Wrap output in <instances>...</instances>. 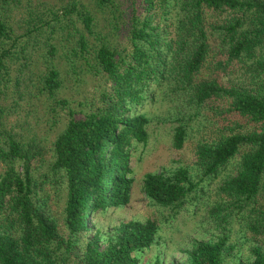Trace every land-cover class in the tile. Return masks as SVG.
I'll return each mask as SVG.
<instances>
[{
	"label": "trees",
	"instance_id": "1",
	"mask_svg": "<svg viewBox=\"0 0 264 264\" xmlns=\"http://www.w3.org/2000/svg\"><path fill=\"white\" fill-rule=\"evenodd\" d=\"M2 2L9 10L19 0ZM92 2L99 11L116 12L114 0ZM142 2V13L129 17L121 49L93 31L94 16L78 6L80 0L72 3L83 30L98 41L94 62L82 67L96 77L98 94L78 116L67 99L57 100L67 108L66 120L44 171L35 164L44 148L25 143L0 121V264H141L140 255L156 242L157 220H122L110 231L86 222L129 202L128 148L146 139L149 118L136 108L151 85L181 114L175 148L182 147L191 120L209 127L211 137L194 148L196 178L188 167L144 175L149 204L179 209L204 195L203 181L221 176L209 208L220 232L215 239H194L180 264H223L236 221L254 240L245 264H264V0ZM12 31L0 15V70L14 54ZM74 31L77 43L67 63L72 72L76 56L84 59L88 50L84 32ZM61 85L59 68L49 67L43 77L49 97ZM53 194L63 199L62 224L49 213ZM152 264L163 262L156 257Z\"/></svg>",
	"mask_w": 264,
	"mask_h": 264
},
{
	"label": "rangeland",
	"instance_id": "2",
	"mask_svg": "<svg viewBox=\"0 0 264 264\" xmlns=\"http://www.w3.org/2000/svg\"><path fill=\"white\" fill-rule=\"evenodd\" d=\"M114 2V14L107 9H95L92 0H80L78 6L89 9L93 14V31L115 48L121 49L128 42L129 17L134 10L142 13L143 2ZM72 3L74 0H19L6 10L0 0V15L5 17L13 30L12 36L17 38L14 54L6 60L5 69L0 70V121L4 130L17 133L25 143H38L44 148L41 158L35 163L40 172L45 170V157L50 145L66 120L67 108L57 100L67 99L68 106L78 116L88 109L85 102L94 101L98 94L96 77L82 69L87 62H94L98 41L94 35L83 30L76 12L71 9ZM114 22L116 28H113ZM76 27L87 37L88 50L84 53V59L76 56L75 65L78 67L72 72L67 63L72 60V49L76 47ZM54 65L61 72L62 87L53 97H49L43 86V77L48 68ZM148 91L150 96L136 108V112L144 113L149 118L146 139L134 140L128 148L131 171L129 202L104 213L96 212L86 224L91 226L94 221L101 230L110 231L122 220L155 219L160 227L156 242L140 255L141 264H152L156 257L163 264H180L184 260V249L194 239H215L220 232L209 215V208L218 198L221 176L203 181L204 195L187 201L179 209L149 204L142 191L144 175L188 167L196 178L194 148L199 141L210 138L211 132L207 126L202 128L199 120H191L182 147L175 148L173 134L181 114L175 104L164 98L154 85L149 86ZM18 169L22 171L20 166ZM1 171L3 166L0 163ZM62 205V197L53 194L49 213L59 224L63 223ZM228 243L232 249L223 264H245L248 249L254 240L251 233L244 229L243 223L236 221L232 224Z\"/></svg>",
	"mask_w": 264,
	"mask_h": 264
}]
</instances>
